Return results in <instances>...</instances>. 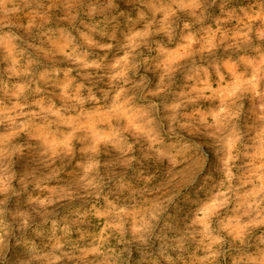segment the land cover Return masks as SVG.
Wrapping results in <instances>:
<instances>
[{"label": "rangeland", "instance_id": "1", "mask_svg": "<svg viewBox=\"0 0 264 264\" xmlns=\"http://www.w3.org/2000/svg\"><path fill=\"white\" fill-rule=\"evenodd\" d=\"M0 264H264V0H0Z\"/></svg>", "mask_w": 264, "mask_h": 264}]
</instances>
